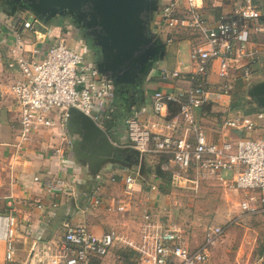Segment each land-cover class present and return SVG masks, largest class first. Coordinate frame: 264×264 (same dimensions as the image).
I'll return each instance as SVG.
<instances>
[{"label": "built area", "instance_id": "built-area-1", "mask_svg": "<svg viewBox=\"0 0 264 264\" xmlns=\"http://www.w3.org/2000/svg\"><path fill=\"white\" fill-rule=\"evenodd\" d=\"M226 1L213 4L220 8L213 15L205 11L206 0H161L151 31L158 37L160 30L167 29L163 35L165 46L186 41L188 64L184 70L161 71L167 88L153 91L151 106L163 121L147 125L129 116L125 118L126 133L129 146L141 155L166 159L165 170L176 167L173 178L196 185L206 178L220 182L242 192L238 202L242 211L264 219V134L248 135L264 120V110L244 114L229 108L239 81L243 86L251 85L252 66L262 65L264 3ZM19 9L22 16L9 27L13 41L7 60L8 69L16 74L8 93L19 107L20 130L13 144L17 152L42 129L58 126L67 130L71 109L85 113L102 127L115 98L114 80L100 73L77 48L68 46L65 35L51 44L42 58L32 55L37 49L25 48L20 27L37 35L41 22L30 10ZM224 100L228 104L219 112L223 118L217 138L209 140L197 109L218 107ZM59 139L51 153L62 164L66 155L74 156L73 141L68 132ZM102 177L100 173L93 176L96 184L87 207L104 204L108 212H136V230L112 227L97 235L88 223L74 224L65 218L56 233L33 239L23 264H94L114 249L130 251L136 264H209L211 247L223 234L221 227L210 226L203 240L192 247L179 226L162 222L153 211L151 194L157 192L155 185L135 196L136 177L125 173L121 175L124 195L106 202L101 195ZM33 180L50 196L75 197L74 187L62 175L47 180L37 174ZM36 206L42 208L41 203ZM17 231V218L11 213L0 214V241L5 243L6 262L16 260ZM253 264H264V259Z\"/></svg>", "mask_w": 264, "mask_h": 264}, {"label": "crops", "instance_id": "crops-1", "mask_svg": "<svg viewBox=\"0 0 264 264\" xmlns=\"http://www.w3.org/2000/svg\"><path fill=\"white\" fill-rule=\"evenodd\" d=\"M2 3H4L3 0H0V214L11 213L17 218L18 239L16 260L11 262L4 260L5 243L0 241V264H23L22 261L26 258L33 239L41 240L47 234L56 233L65 218L74 224L86 222L92 230L99 227L102 233L112 227L124 229L126 226L130 230L137 214L136 212L133 214L108 212L103 209L104 204L94 209L87 207L89 196L96 184V180L88 172L87 163L80 161L76 156L66 155L65 158L67 159L61 164V162L56 161L51 153L52 147L58 145L60 141L59 136L67 133L65 128L55 126L42 129L34 136L32 142L25 145L21 152H17L15 149L13 144L20 130L18 123L19 107L15 105L8 93L10 82L16 77V74L8 69L7 60L8 48L13 41L9 27L22 15L20 12L18 13V10L14 14H8L7 11H4L6 6H4L5 9L2 8ZM25 17L30 19L29 15H25ZM40 22L41 26L37 35L32 30L20 27L22 37L26 41L25 48L31 51L34 48L37 49L36 53L31 52L37 58L39 57L36 54L42 53L43 47H45L44 51L46 53L48 43L50 46L64 35L68 39L75 36V34L69 36V32L65 31V25ZM173 45L174 49L168 54L172 56L157 60L152 64L147 74L142 77L140 87L134 96L130 94L122 95V97L118 96L111 103L110 114L112 118L111 123L106 122V128L108 136L115 144L129 146L125 126L126 117L136 116L147 125L150 122L157 121L161 123L163 121L162 117L152 111L151 94L157 89L167 88L166 82L162 81L160 77L162 70H184L186 66H183L177 57L180 46L188 48L187 42L175 41ZM72 46L83 53L86 60L92 61L90 59L91 55L86 56L84 49L79 48V43L75 42ZM91 54H93V51ZM203 109H197V115L202 123L205 121L207 124L208 120L205 119L207 116H205ZM206 124L204 126L208 139L217 138L218 126L209 128ZM259 131L255 132L256 135L262 133ZM251 134L248 135L251 136ZM233 135L235 136L236 133H233ZM72 141L78 142L77 137L74 136V139L72 137ZM145 156L141 155L137 174L142 172L140 164ZM116 165L118 164L106 160L102 162L98 171L103 176L104 182L101 187V195L106 202L124 195L122 180L117 181L115 177L125 173L133 174L128 167H124L125 169H122V167L111 168ZM37 174L47 180L59 175L64 176L74 187L75 197L46 194L40 184L33 180V176ZM112 178H114V181L111 180ZM135 189V196H140L145 192L138 186V183H136ZM157 193L153 192L151 194L153 195V206L154 196ZM53 202L57 203L55 207L52 206ZM37 203H41L42 208H37ZM108 263L114 262L109 260ZM116 263L118 264L119 260H116ZM94 264H104V262L99 260Z\"/></svg>", "mask_w": 264, "mask_h": 264}, {"label": "rangeland", "instance_id": "rangeland-1", "mask_svg": "<svg viewBox=\"0 0 264 264\" xmlns=\"http://www.w3.org/2000/svg\"><path fill=\"white\" fill-rule=\"evenodd\" d=\"M218 1L220 0H206L205 11L213 15L219 13L220 8L217 6L213 7V4H217ZM224 3L228 2L224 0ZM160 5L161 0H157L156 9L151 12V25L155 20L156 14L159 12ZM4 6H6L5 2L2 3V8ZM223 8L226 9L225 6ZM19 10L18 8V13ZM4 11H8L7 8ZM47 22L60 26L65 25V31L69 32V36L75 34V38L64 39L65 43L71 47H73L72 45L75 42L79 43V48L84 49L86 56L91 55L90 59L94 63L96 62L99 55L91 54L94 48L90 40L84 41L81 38V34L74 33L73 28L75 25L71 22L68 14H56L51 16ZM166 32L167 29L163 28L159 31V34L157 33L158 37H156L163 42V35ZM173 44L166 46V53L163 58L172 56L168 54L174 49ZM73 48L76 49L75 46ZM44 49L45 47L42 48L43 52L36 54V56L42 58L45 53ZM177 58L183 66L188 64V49L186 46H180ZM252 76L253 83L249 86H243L239 81L235 91L238 92L240 105L235 110L231 109V111L243 113V111L251 109L252 106H256L251 100L248 90L252 85L264 79V72L257 64L252 66ZM115 87L116 91L120 90L118 84ZM227 104L228 101L224 100L218 107L212 106L204 108L203 112L206 114L205 116L207 117L205 119L208 122L206 124L204 121L203 124H206L209 128L218 126L223 118V115L219 112L224 110ZM111 118L112 115L109 114V117L102 121V128L106 132V122L111 123ZM259 130L264 134V120L261 121L256 131L249 134L252 137H257L258 135L255 132ZM237 135L241 137L245 134L237 133ZM166 164H168L166 159L146 155L140 164L142 170L140 174H137L139 165L128 167L123 164H118L111 168L122 167L123 169L124 167H128L131 169L133 175L136 177V183L144 191H149L150 186L155 185L158 193L154 196L153 211L158 214L162 222L179 226L185 235L188 236L192 247L197 246L203 240L210 226L221 227L223 234L210 250V264H253L258 263L261 257L264 259V219L260 216L247 214L239 208L238 202L243 196L242 192L229 189L224 184L210 178L201 179L197 185L190 181L177 179V177L173 178V175L177 174V168L169 167V169L165 170L163 169V165ZM228 176H230V173ZM120 178L121 176L115 177L117 181H120ZM138 220L139 214L134 217V224L131 226L132 230H136V221ZM93 233L97 235L101 234L100 228L96 227ZM129 255V258L125 259V254L120 253L118 249H114L101 260L104 264H109V260L114 262L110 264H117L116 260H119V263L122 260L123 263L121 262L120 264H136L135 257L130 253Z\"/></svg>", "mask_w": 264, "mask_h": 264}, {"label": "water", "instance_id": "water-1", "mask_svg": "<svg viewBox=\"0 0 264 264\" xmlns=\"http://www.w3.org/2000/svg\"><path fill=\"white\" fill-rule=\"evenodd\" d=\"M24 1V4L20 0L11 1L7 13L14 14L18 8H25L43 22L56 14H68L78 25L83 22L85 35L98 48L99 57L95 62L98 71L120 86L121 97L134 96L142 77L166 53L164 42L151 31V12L156 9L157 0ZM261 68L264 72V58ZM248 94L264 110V79L252 85ZM67 132L73 139L77 137L72 151L76 158L87 163L91 176L99 173L106 160L128 167L140 163L138 150L115 144L101 126L79 110H70Z\"/></svg>", "mask_w": 264, "mask_h": 264}, {"label": "trees", "instance_id": "trees-1", "mask_svg": "<svg viewBox=\"0 0 264 264\" xmlns=\"http://www.w3.org/2000/svg\"><path fill=\"white\" fill-rule=\"evenodd\" d=\"M118 96H119V91H116V87H115V99L118 98ZM239 105H240L239 95H238V92L235 91L233 94L232 101L229 104V108L232 110H235ZM257 110H259V108L257 106H252L251 109L245 110V111H243V113L244 114H251ZM120 253L125 254V259L129 258V256H130L129 253L132 254L130 251H128L126 249L120 250Z\"/></svg>", "mask_w": 264, "mask_h": 264}, {"label": "flooded vegetation", "instance_id": "flooded-vegetation-1", "mask_svg": "<svg viewBox=\"0 0 264 264\" xmlns=\"http://www.w3.org/2000/svg\"><path fill=\"white\" fill-rule=\"evenodd\" d=\"M5 3H7L6 4V8H7V10L8 9H10V6L9 5H11L10 3H11V1H13V0H3ZM21 2H22V4H24L25 3V1L24 0H20ZM17 4H20L19 2L17 3ZM70 17V16H69ZM71 18V17H70ZM71 22H75L74 20H72V18H71ZM74 28H73V31H74V33H76V34H81V38H82V40H90V42H91V44H92V46H93V48H94V50H93V54H99V52H98V48L92 43V41H91V39H90V37H88V36H86L85 34H86V30L85 29H83V22H80V24L78 25V24H76V23H74ZM77 31V32H76Z\"/></svg>", "mask_w": 264, "mask_h": 264}]
</instances>
